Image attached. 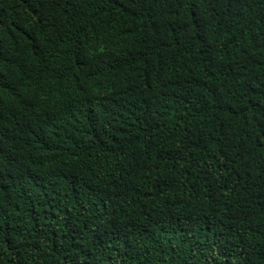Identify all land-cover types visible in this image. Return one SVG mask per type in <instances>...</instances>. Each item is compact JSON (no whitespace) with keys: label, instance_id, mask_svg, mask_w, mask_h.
<instances>
[{"label":"trees","instance_id":"1","mask_svg":"<svg viewBox=\"0 0 264 264\" xmlns=\"http://www.w3.org/2000/svg\"><path fill=\"white\" fill-rule=\"evenodd\" d=\"M49 43L74 66L48 79L84 68L111 105L46 112L26 83L36 119L13 104L2 121L26 172L0 249L29 230L35 264H264V0H0V54L35 73L23 55ZM52 116L78 131L67 144Z\"/></svg>","mask_w":264,"mask_h":264},{"label":"clouds","instance_id":"2","mask_svg":"<svg viewBox=\"0 0 264 264\" xmlns=\"http://www.w3.org/2000/svg\"><path fill=\"white\" fill-rule=\"evenodd\" d=\"M76 23L79 26L78 31H80L83 25ZM23 56L32 59L34 62L40 60L44 65L41 67L34 66L36 72L29 73L20 59L17 61V57L11 53L0 54V64H4L0 71V143L8 152V155L0 156L1 213H10V207L17 203L19 194L25 186L23 175L26 172V165L16 146V128H12L10 124L2 123V121L7 120L9 114H13V104L19 106L17 115L27 117L30 121L36 119V112L30 102L26 83L34 88L42 83L45 85V90L51 93V98L47 97L41 101V107L46 112L52 111L53 104L57 101L62 103L63 110L82 99H88V108L96 115L101 116L103 110L111 105L110 93L106 90L105 84L102 81L84 79L85 76L92 74L84 68L76 67V65L75 68L72 67L65 77L67 80L64 82L48 79L55 77L57 70L74 66V59H66L62 55L54 56V47L50 43L46 47L40 46L39 49ZM85 80L92 81L91 85L87 86ZM20 84L22 88L27 90V93L22 92V88L18 87ZM48 124L64 144H67L78 132L66 123L54 121V116L48 121ZM14 172L18 173L19 179L14 176ZM105 186V200L113 205H118L126 189L121 187L117 180L110 181ZM159 216L160 211H157L148 216L130 220L131 224L138 225L147 219L158 221ZM101 232L102 234L105 233ZM124 232L129 234L130 228ZM38 239V235L29 230L17 237H9L8 241L12 245L11 254L0 249V264H35L34 253Z\"/></svg>","mask_w":264,"mask_h":264}]
</instances>
